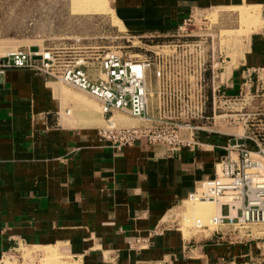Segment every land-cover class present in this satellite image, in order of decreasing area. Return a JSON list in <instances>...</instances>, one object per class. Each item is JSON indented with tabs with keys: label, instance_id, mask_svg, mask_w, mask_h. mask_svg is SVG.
<instances>
[{
	"label": "crops",
	"instance_id": "obj_1",
	"mask_svg": "<svg viewBox=\"0 0 264 264\" xmlns=\"http://www.w3.org/2000/svg\"><path fill=\"white\" fill-rule=\"evenodd\" d=\"M109 1L138 36L170 35L193 12L252 6L258 27L214 87L231 97L264 75V0ZM73 94L91 99L29 69L0 73V260L28 244L42 257L55 252L76 264H264L257 251L264 236L232 226L188 229L185 236L174 224L233 137L215 143L197 136L198 145L177 152L145 140L116 149L97 136L102 115Z\"/></svg>",
	"mask_w": 264,
	"mask_h": 264
},
{
	"label": "built area",
	"instance_id": "obj_2",
	"mask_svg": "<svg viewBox=\"0 0 264 264\" xmlns=\"http://www.w3.org/2000/svg\"><path fill=\"white\" fill-rule=\"evenodd\" d=\"M192 15L174 33L166 35L170 40L156 45L158 49L149 56L132 58L116 50L87 53L76 39L73 44L42 52H31L28 47L9 50L0 55V73L6 68L29 69L95 99L104 120L97 128V136L113 148L145 140L161 143L169 152H177L184 146L193 149L199 144L198 130L203 129L194 123L208 118L209 84L214 100L218 92L214 82L228 60L215 50L213 36L199 35L186 28ZM149 71L157 83L156 114L149 109L146 85ZM69 112L67 109L66 113ZM115 112L140 124L121 125L112 118ZM183 131L188 132L186 136ZM228 148V155L218 161L214 174L199 180L186 197L193 203L213 202L226 211L206 220L178 213L174 217L177 227L185 224L195 229L242 228L264 224V147L256 142V151H252L244 142L229 143ZM230 150L235 151L234 156ZM30 246L22 244L9 250L2 255L0 264H6L4 260L8 264L39 263L41 252L35 250L26 255Z\"/></svg>",
	"mask_w": 264,
	"mask_h": 264
},
{
	"label": "rangeland",
	"instance_id": "obj_3",
	"mask_svg": "<svg viewBox=\"0 0 264 264\" xmlns=\"http://www.w3.org/2000/svg\"><path fill=\"white\" fill-rule=\"evenodd\" d=\"M243 8V15L239 14L237 8L226 7L193 12L191 24L186 28L199 35L213 36L215 50L227 56L226 59L231 60L228 64L231 65L242 54L245 41L259 24L256 17L253 19L256 8H252L251 12V7ZM258 9L261 12V7ZM0 39L1 42L9 44L7 48L0 49V55L18 47L26 48L28 44L38 45L42 52L63 44H73L79 39L78 45L84 52L116 50L132 58L149 56L158 49L156 45L170 40L166 36H138L128 31L117 20L109 0H94L93 3L85 0H0ZM210 84L206 108L208 118L194 123L203 128L197 134L200 141L223 143L230 137H242L247 148L252 151H256V142L264 147V75L258 74L248 80L232 97L220 98L221 92H216L215 99L212 100ZM146 85L149 109L152 114H156L157 83L151 71L148 72ZM72 98L82 106L97 110L101 117L99 104L92 98L79 94H73ZM114 119L121 125L140 124L138 120L119 112H115ZM103 123L101 117V124ZM187 133L183 131L182 135L186 136ZM231 155L234 156L235 151ZM218 207L219 205L211 202L193 203L184 200L179 214L206 220L207 217L219 213ZM223 211H226L225 207ZM181 227L185 236L188 235V229H194L185 224ZM208 229L213 230L215 227ZM241 230L244 233L252 231L255 236H264V224L246 225ZM257 241L260 242L257 251L262 252L259 257L264 258V238ZM35 250L28 249L26 255ZM58 259L59 257L49 254L42 257L37 264H55ZM63 261L65 264H76L69 255H63ZM4 262L8 264L6 260Z\"/></svg>",
	"mask_w": 264,
	"mask_h": 264
},
{
	"label": "bare ground",
	"instance_id": "obj_4",
	"mask_svg": "<svg viewBox=\"0 0 264 264\" xmlns=\"http://www.w3.org/2000/svg\"><path fill=\"white\" fill-rule=\"evenodd\" d=\"M85 2H87V3H93L94 0H85ZM241 7L243 8V6H241ZM244 7H245V6H244ZM246 7H247V6H246ZM242 8H241V9H242ZM248 8H250V7H248ZM252 8H253V7L251 6V8L249 9L250 12H251V9H252ZM241 9H240V7L237 8V10L239 11V14H240V15H241V14L243 15V13H244L243 11H244V10L246 11V9H244V8H243L244 10H243V9L241 10ZM253 9H254V8H253ZM246 12H247V11H246ZM248 12H249V11H248ZM250 12H249V13H250ZM247 15H248V13H247ZM250 15H251V13H250ZM258 16H259L258 13H257V14L255 13L254 18L251 17V16H248V17H250V19H251V18L255 19V17H256L257 19H259ZM243 17L246 18V16H243ZM240 18H241V17H240ZM35 46H37L38 50L41 52V48H40L38 45H35ZM112 118L114 119V115H113ZM114 120L117 121L116 119H114ZM211 203H213V202H211ZM219 210H220V207L217 208V211H218V212H220ZM49 254H50V255L55 254L56 256H58L57 253H55V252H54V253H53V252H50ZM64 258H65V257H64ZM6 261H7V260H6ZM7 263H8V262H7ZM55 264H65L64 261H63V255L60 256V258L58 259V261H55Z\"/></svg>",
	"mask_w": 264,
	"mask_h": 264
},
{
	"label": "water",
	"instance_id": "obj_5",
	"mask_svg": "<svg viewBox=\"0 0 264 264\" xmlns=\"http://www.w3.org/2000/svg\"><path fill=\"white\" fill-rule=\"evenodd\" d=\"M28 49H29V51H31V52H36V51H38V48H37V46H35V45H31V46H29ZM33 57H34V58H39V56H36V55H34ZM229 142H230V144H238V145H241V144L244 143V140H243L242 138H231Z\"/></svg>",
	"mask_w": 264,
	"mask_h": 264
}]
</instances>
